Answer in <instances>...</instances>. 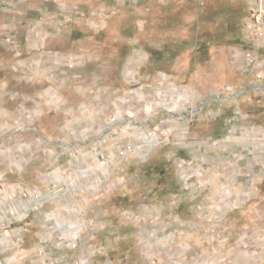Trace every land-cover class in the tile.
<instances>
[{
  "label": "rangeland",
  "instance_id": "obj_1",
  "mask_svg": "<svg viewBox=\"0 0 264 264\" xmlns=\"http://www.w3.org/2000/svg\"><path fill=\"white\" fill-rule=\"evenodd\" d=\"M255 3L0 0L8 194L70 201L60 214L78 216L85 242L127 251L134 239L150 264H264V46L246 31ZM33 57L46 59L41 73ZM35 213L26 232L48 217ZM42 242L24 238L31 263ZM15 249L0 245L4 264Z\"/></svg>",
  "mask_w": 264,
  "mask_h": 264
},
{
  "label": "crops",
  "instance_id": "obj_2",
  "mask_svg": "<svg viewBox=\"0 0 264 264\" xmlns=\"http://www.w3.org/2000/svg\"><path fill=\"white\" fill-rule=\"evenodd\" d=\"M30 41V45L37 44L38 42ZM31 59V58H30ZM46 60L44 57H39V59H36L33 57L32 60H28L29 62H33L36 64H39L40 73L42 71V61ZM26 61V62H28ZM44 70V68H43ZM36 78V77H34ZM40 96H42V93H39ZM46 106L42 104V101H39L38 104H35L33 106V111H30V114H34L33 117L36 116L35 122H40L39 119L42 115L45 114ZM39 118V119H38ZM32 121V119H31ZM33 123V124H34ZM40 138H42L41 134L39 135ZM41 141V139H40ZM46 142H49L48 139L45 140ZM57 177V176H56ZM6 192L11 193V188H5ZM17 193V191H15ZM9 197V195H8ZM10 199H13L9 197ZM63 202L62 200L54 199V200H46L45 205L41 210L39 211V214L45 213L46 216L52 217L55 220V225H60L61 232L64 233L63 237H58L61 234L57 233L55 231H50L47 227V218L42 219L40 221L36 222L35 225L42 226V229L40 228L39 232H36V230L33 229V227L30 228L31 232H24L21 230L19 224H16L11 228V232L9 237L6 239L7 242L3 246L8 247H15V240H19L20 237L25 238L26 240L34 239V236H39L40 240L42 242V239L45 240V242H42V248L46 251L47 257L45 261H42L40 258H38V263L35 264H49L50 260L55 258L58 260L57 264H80L81 261H86V264H150L145 258H143V254L141 251L135 250V240L129 238V241L127 244L125 243L126 250L123 248V243L121 246H118V243H115L112 247L111 245L102 242L100 244H97L96 242H85V239H87V236H83L82 230H78L76 227H73L71 223H75L80 227L79 222L80 221L76 215L69 214V218H67V215H64L65 213H71V207L72 204H69ZM26 203H30L27 201ZM62 203V204H61ZM77 207V206H76ZM62 208V211H61ZM70 208V209H68ZM45 209V211H44ZM66 209V210H65ZM64 216H61L60 211L64 212ZM73 210V208H72ZM67 211V212H66ZM75 212V211H74ZM76 213V212H75ZM33 216H37V214L34 212L32 214ZM31 218V217H30ZM133 234H129L131 236ZM74 241H77L78 246L75 248H72V244ZM88 241V240H87ZM14 243V244H12ZM102 249V252H98L99 249ZM16 250V249H15ZM36 250V247H32L30 249H27V246H23L20 250V253L15 251L16 254H14L11 257H8L6 255V260L9 264H17L19 261L22 260L23 264H34L31 263L33 260V251ZM48 258V259H47ZM15 261L14 263H12ZM18 261V262H17ZM19 264V263H18Z\"/></svg>",
  "mask_w": 264,
  "mask_h": 264
},
{
  "label": "built area",
  "instance_id": "obj_3",
  "mask_svg": "<svg viewBox=\"0 0 264 264\" xmlns=\"http://www.w3.org/2000/svg\"><path fill=\"white\" fill-rule=\"evenodd\" d=\"M246 31L250 42L254 46L258 48L264 46V0H256V3L251 8V16L249 18ZM255 56L256 55L254 54V52L247 53V58L251 62L254 61ZM8 193L6 192L5 186L0 183V245H4L7 242L6 239L10 235L11 228L17 223L19 224L22 231H28V219H30L32 213L36 211L39 212L46 203L45 197L40 190L21 188L19 195L14 194L13 199L9 198H12V196H10ZM11 201L13 204H10ZM27 201L30 203V206L28 203H26ZM86 218L87 220H83L82 223L87 226H89L90 224H95V220L93 218H89L88 216ZM47 219L53 218L48 217ZM71 225L73 227H76L78 230L82 229V227L79 228L78 225H76L75 223H71ZM47 227L50 231L52 230L57 233H60L62 236L64 235V233L61 232L62 230L60 229V225H55V223H47ZM23 242V237H20L19 240L15 241L16 251L19 253L21 248L23 247ZM77 246V241H74L72 244V248H75ZM38 255L42 261H45L47 253L43 248L39 249ZM57 263L58 260L55 258L51 259L49 262V264ZM79 263L86 264V261H81ZM0 264H4L3 259L1 258Z\"/></svg>",
  "mask_w": 264,
  "mask_h": 264
}]
</instances>
